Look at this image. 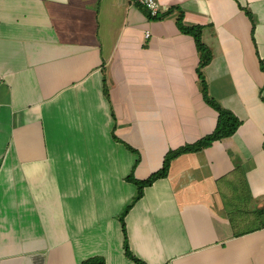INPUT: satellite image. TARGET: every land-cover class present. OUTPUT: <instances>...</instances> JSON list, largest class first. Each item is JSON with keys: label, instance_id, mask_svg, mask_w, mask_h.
Segmentation results:
<instances>
[{"label": "crops", "instance_id": "1", "mask_svg": "<svg viewBox=\"0 0 264 264\" xmlns=\"http://www.w3.org/2000/svg\"><path fill=\"white\" fill-rule=\"evenodd\" d=\"M0 0V264H264V0ZM171 11V12H170ZM250 13V16L246 12ZM164 14V15H163ZM150 37L145 38V33Z\"/></svg>", "mask_w": 264, "mask_h": 264}, {"label": "trees", "instance_id": "2", "mask_svg": "<svg viewBox=\"0 0 264 264\" xmlns=\"http://www.w3.org/2000/svg\"><path fill=\"white\" fill-rule=\"evenodd\" d=\"M171 12V11H170ZM247 15L250 16V13L247 11ZM168 13H165L164 16L158 15L156 17H151L148 13V17L150 19L156 20L165 17ZM177 25L181 33L191 36L197 46V49L201 55V62L198 68V76H199V87L201 92L203 93V97L206 103L212 107L218 114L217 125L215 130L212 134L205 136L204 138L198 140L194 144H187L175 150H170L164 159L163 166L160 170L153 173L145 180H138L133 175L127 177V181L133 183L136 188V196L134 201L129 204L125 210L120 214L119 219L121 222L123 235H124V249L126 256L134 261L136 264H146L145 262L136 258L129 250L128 241H127V234H126V226H125V217L131 207L134 205L136 201H138L143 196V191L146 187L153 185L157 180L164 179L168 176L171 162L176 159L177 157L188 154V153H196L203 151L212 146V144L216 141L221 139L227 138L235 134L238 130L239 126L241 125V121L230 111L223 108L214 98H212L208 94V87L205 76L202 72L203 68L206 67L211 59L212 55L209 49L203 44L202 42V27L201 26H193L187 27L183 24V13L180 12V15L177 18ZM82 264H105L104 260L101 258H94L88 261L83 262Z\"/></svg>", "mask_w": 264, "mask_h": 264}, {"label": "built area", "instance_id": "3", "mask_svg": "<svg viewBox=\"0 0 264 264\" xmlns=\"http://www.w3.org/2000/svg\"><path fill=\"white\" fill-rule=\"evenodd\" d=\"M135 2L146 9L151 17H156L160 15L162 11L161 4L158 0H135ZM150 37V32L145 33V38Z\"/></svg>", "mask_w": 264, "mask_h": 264}]
</instances>
